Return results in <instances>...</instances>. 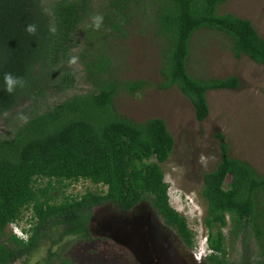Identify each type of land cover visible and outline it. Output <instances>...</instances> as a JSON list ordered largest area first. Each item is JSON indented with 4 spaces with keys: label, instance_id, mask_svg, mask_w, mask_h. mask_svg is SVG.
I'll return each mask as SVG.
<instances>
[{
    "label": "trees",
    "instance_id": "trees-1",
    "mask_svg": "<svg viewBox=\"0 0 264 264\" xmlns=\"http://www.w3.org/2000/svg\"><path fill=\"white\" fill-rule=\"evenodd\" d=\"M227 1L55 0L45 5L42 0H0V117L13 111L21 97L34 104L25 115L27 123L0 138V264L30 257L58 229L64 236L92 238L93 216L104 206L132 215L146 204L164 226L175 230L186 250L195 247L188 218L171 204L163 169L175 148L174 135L161 117L136 121L118 110L119 94L134 95L148 82L120 76L113 46L130 36L137 21L139 31L153 35L161 46L158 87L177 86L191 101L196 119L204 121L210 112L208 92L236 89L240 81L235 75L193 73L189 61L196 34H225L235 58L247 56L264 66V38L251 20L221 12ZM95 15L103 17L99 30L91 26ZM30 24L36 25L35 34L26 30ZM73 55L92 88L48 105L49 92L76 86L68 64ZM5 73L23 78V87L8 93ZM218 138L222 157L204 174L202 189L211 250L203 264H250L254 253L248 234L258 243L255 263L264 264V175L233 157L221 133ZM44 179L49 180L45 188L40 187ZM53 179L64 186L66 181L90 180L106 190L57 202L50 194ZM28 210L33 224L28 239L8 233L10 224L19 223ZM228 217L234 237L244 238L239 261L227 255L223 228Z\"/></svg>",
    "mask_w": 264,
    "mask_h": 264
},
{
    "label": "rangeland",
    "instance_id": "rangeland-1",
    "mask_svg": "<svg viewBox=\"0 0 264 264\" xmlns=\"http://www.w3.org/2000/svg\"><path fill=\"white\" fill-rule=\"evenodd\" d=\"M53 1L42 0L45 5ZM220 11L251 20L264 38V0H229L220 5ZM145 22L149 24V21ZM136 23L129 37L115 41L119 48L113 46V58L122 78L145 80L148 85L134 95L122 92L116 98V105L121 113L136 121L161 117L167 122L175 138L174 151L163 164L170 201L188 218L189 226L196 234L195 247L186 250L173 233L162 227L146 204L132 215L104 206L98 208L93 216L92 238L64 236L58 229L49 233L50 238L43 239L30 257L14 264H203L208 252V231L203 222L206 201L202 189L204 174L212 171L222 157V139L218 138V133L223 135L233 157L250 163L264 175V66L247 56L235 58L232 42L225 34L214 31L196 34L189 61L193 73L217 78L235 75L240 81L236 89L209 91V116L199 122L191 101L177 86L169 89L158 87L162 80L161 46L153 35L140 32ZM71 69L76 86L65 92H49L48 105L92 88L79 59ZM21 98L13 111L0 117V138L10 136L16 126L24 122L19 118L20 114L28 115L33 108L34 104L28 97ZM48 183L49 180L44 179L40 181V187L45 188ZM64 183L65 186L51 180L54 189L50 194L55 195L57 202L65 197L80 199L88 192L106 190L104 185L90 180ZM30 217L31 210L25 211L21 221L10 225L7 232L19 236L22 229L32 222ZM228 222V226L223 228L227 255L231 260L239 261L243 256L244 238L242 234L234 237L229 217ZM246 237L254 253L250 264H256L258 243L251 234Z\"/></svg>",
    "mask_w": 264,
    "mask_h": 264
},
{
    "label": "clouds",
    "instance_id": "clouds-1",
    "mask_svg": "<svg viewBox=\"0 0 264 264\" xmlns=\"http://www.w3.org/2000/svg\"><path fill=\"white\" fill-rule=\"evenodd\" d=\"M103 25V17L101 15H95L92 17V24L91 26L94 27V29L99 30ZM30 34H35L36 32V25L35 24H30L27 26L26 29ZM50 31H52L53 33H55L56 29L53 26ZM78 63V57L76 56H72L70 57L68 64L69 66H74L77 65ZM4 83L6 86V91L8 93H13L15 91V89L19 86V87H23L24 85V80L21 77H15L13 76L11 73H5L4 75ZM19 118L24 121L25 123H27L28 117L24 116L23 114H20ZM17 225L18 223H12L10 225ZM32 222L29 223L28 227L22 229L21 234L18 236L24 240H27L29 237V232L28 229H30L32 227ZM208 248V252H206L205 254H209L211 252L209 246ZM205 255V256H206Z\"/></svg>",
    "mask_w": 264,
    "mask_h": 264
},
{
    "label": "flooded vegetation",
    "instance_id": "flooded-vegetation-1",
    "mask_svg": "<svg viewBox=\"0 0 264 264\" xmlns=\"http://www.w3.org/2000/svg\"><path fill=\"white\" fill-rule=\"evenodd\" d=\"M154 214V213H153ZM155 215V214H154ZM156 217V216H155ZM156 219L157 220H159L157 217H156ZM159 222H160V224L162 225V227L164 228V229H166V230H168V231H170L171 233H173L179 240H180V238H179V236L177 235V233L175 232V230H172V229H170V228H167L166 226H164L163 224H162V222L159 220ZM180 242H182L181 240H180Z\"/></svg>",
    "mask_w": 264,
    "mask_h": 264
}]
</instances>
